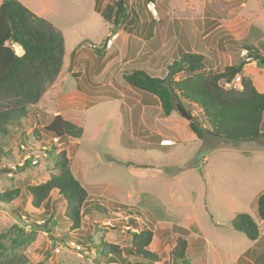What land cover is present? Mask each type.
I'll list each match as a JSON object with an SVG mask.
<instances>
[{"label": "rangeland", "instance_id": "1", "mask_svg": "<svg viewBox=\"0 0 264 264\" xmlns=\"http://www.w3.org/2000/svg\"><path fill=\"white\" fill-rule=\"evenodd\" d=\"M19 1L44 17L61 36L65 47L61 69L68 62H71L70 69H74L73 58L82 53L76 48V52L68 56L78 44L88 49L82 55L86 62L81 66L86 68L87 75L93 76L107 62L98 77L101 84L94 87L96 90L123 92L126 86L122 84V75L134 69L164 77L166 66L176 55L178 38L185 35L182 43H189L194 50L204 46L203 53L214 61L216 70L245 59L249 62L246 75L264 92V66L241 55L239 46L223 41V34L228 33L227 37L234 34L239 42L257 45L264 54V0H126L125 15L132 8H141L144 16L140 19L144 23L149 19L156 22L153 26L155 40L140 42L137 56L130 55L137 47L136 41L129 44L127 54L126 40L122 41V47L118 39L105 50L116 29L96 10L98 0ZM101 1L105 4L110 0ZM150 1L155 3L154 15L147 7ZM211 19V26L217 28L204 37L209 31L210 23H206ZM242 34L247 36L242 37ZM122 56L125 58L121 59ZM73 87L72 80L64 86L67 90ZM132 90L135 95L136 89ZM52 91L53 86L49 85L35 107L41 114L40 123L28 112L21 123L8 126L7 134L0 136L2 148L11 152L7 160L4 157L0 160V192L13 188L20 191L11 202H0V232L15 224L25 234L32 233L34 238L20 246H12L6 240L11 255L25 256L24 264H103L95 256V250L87 252L88 236L95 242L102 238L108 243L126 245L130 236L125 223L129 210L150 223L153 238L149 249L157 253L164 264L180 233L172 229L174 225L188 228L189 234L187 231L184 237L188 242L189 264H255V258L264 251V236L253 244L231 227L230 220L241 212L256 217L255 197L264 189L261 140L216 144L207 138L203 142L196 138L189 128V120L178 110L165 116L157 103L143 109L136 102L137 98L130 100L132 95L126 94L125 102L109 97L110 93L106 92L101 93L102 97H94L92 105L77 112L79 124H76L83 129L82 137L61 139L56 143L59 150L66 151L73 175L88 192V201L104 203L113 207L111 211L117 209L109 213L111 217L90 208L83 215L80 228L71 229L70 223L62 217L64 202L55 191L51 192L47 206H31L26 184H38L58 172L51 158H36L37 149L42 144L49 146L52 141L50 134L41 141L31 136L34 126L45 125L56 112L57 97ZM184 108L200 118V109L195 105L185 102ZM22 139L35 153L32 158L35 162L31 161V165L23 162L27 155L20 156L19 149L24 150L19 144ZM259 224L264 233V224ZM61 235L76 240L80 249L71 245V241H61ZM197 235L206 239L200 247L194 241ZM216 245L220 247L217 250L213 247Z\"/></svg>", "mask_w": 264, "mask_h": 264}, {"label": "trees", "instance_id": "2", "mask_svg": "<svg viewBox=\"0 0 264 264\" xmlns=\"http://www.w3.org/2000/svg\"><path fill=\"white\" fill-rule=\"evenodd\" d=\"M98 1L95 8L101 18L113 29L120 28L127 1L110 0L105 4ZM154 23V19L150 21V30ZM231 43L245 49L247 57L264 66V55L257 47L240 44L236 40H231ZM177 50L166 67L164 77L134 69L124 73L123 80L139 91L143 103L147 101L160 105L165 116L177 110L176 104L184 107L187 102L198 107L200 118L192 115L189 128L203 142L207 138L216 144L259 139L264 144V92L258 91L250 77L242 74V67L247 61L242 59L239 63L216 70L211 58L202 52L189 50L187 44L180 45ZM64 55L61 36L44 17L19 0H0V136L7 134L8 126L21 123L28 112L40 123L41 114L35 110V106L37 108L46 88L61 71ZM176 75L178 78H175ZM30 107L33 108L31 112ZM47 134H50V141L53 137H58V140L78 139L82 135V128L56 114L48 123L34 126L31 131V136L38 141ZM214 143L208 144L212 146ZM19 144L24 148L19 149L20 156L27 155L23 162L31 165L34 151L25 139ZM37 150L39 154H36V158H51L58 172L38 184H26L25 191L30 197L31 206H47L51 192L55 191L64 202L62 217L70 223L71 229L80 228L82 217L90 208H95L106 217H111L109 213L117 210L114 208L111 211L113 207L109 208L104 203L88 201V192L73 175L66 151L59 150L53 140L49 146L42 144ZM10 156V150L6 152L0 144V160L2 157L7 160ZM19 195L18 188L1 191L0 202L9 203ZM255 203L256 217L264 219V192L257 196ZM126 214L125 223L128 224L130 235L126 245L108 243L102 238L95 242L88 236L87 252L95 250V256L103 264H155L158 261L164 264L161 257L149 249L153 237L150 223L140 220L133 211L128 210ZM230 225L251 241L260 234L256 219L248 213L235 214ZM44 226L49 230L46 224ZM172 229L178 230L180 234L175 238L165 264H189L186 256L188 242L184 237L187 231L176 225ZM33 239L32 233L25 234L15 224L0 232V264H24L26 261L25 256L15 257L7 251L6 240L12 246H20ZM68 239L67 235L60 237L61 241H74ZM197 242L202 245L203 239H197Z\"/></svg>", "mask_w": 264, "mask_h": 264}, {"label": "crops", "instance_id": "3", "mask_svg": "<svg viewBox=\"0 0 264 264\" xmlns=\"http://www.w3.org/2000/svg\"><path fill=\"white\" fill-rule=\"evenodd\" d=\"M263 5H264V2H263ZM140 9L141 8H138V9L137 8H135V9L132 8V9H130L128 14L125 15V17L123 18V21H122V23L120 25V28L114 30L113 33L110 35V36H113V38L111 40V44L106 46L105 50H107L108 48L112 47L113 44H114V41H116L118 39H119V45H121V47H122V45H123L122 41L126 40L125 43H127V46H126L125 50H126V54H127V47H130L129 44L132 43L133 41H136L137 47L133 48L131 50L130 55L135 53V55L137 56L138 51H136V49L138 48V45L140 44V42L142 44H145L146 41H148V40L151 43L153 42V40H155V36L154 35L156 33V28H152L151 30L149 29V23H150L151 19H149L147 23H144V21H142V19H140L142 15L144 16L143 12ZM254 9H257V7L254 8ZM159 11L162 12V10H160V9H159ZM212 21H213L212 19L207 21L206 24L210 23L209 27H207V29H209V31L206 33V35L204 37L208 36L211 33L212 30H215L217 28V26L216 27H212L211 26ZM127 24H128V26H126ZM155 24L156 23H154V25ZM165 33H166V39H168L170 37V36L168 37V35H167L168 34V30ZM223 35H225L223 37V39H224L223 41L226 40L228 43H231V40H236L240 44H251L249 42H247V43L239 42V40H237L235 38L236 36L234 37V34H231L228 37H227L228 33L223 34ZM184 36L185 35L179 36V38L177 40V44L175 45L176 46V49H175L176 53L178 51L177 47H179L181 45V43L185 40V38L181 39ZM245 36H247V35L242 34V37H245ZM151 39H153V40H151ZM186 44L188 45V49L193 51V52H202V53L205 52V47L204 46L200 45V46H198L197 50H194L193 48H191L189 43H186V42L182 43V45H186ZM231 45L232 46H236L233 43H231ZM83 46L81 44H78L77 46H75V48L71 51L70 55L68 56V58H69L73 53H75L76 52V48H77V50L80 51V53H82V54H79L78 56H75L73 58V64L75 65L74 69L73 68L70 69L71 62H68L66 64V67L65 68L63 67V69H61V71L57 75L56 79L54 80L53 84H51V87L53 86L52 94H53V96L57 97V109H55L56 112H55L54 115L60 114L64 119H67V120L73 122L74 124H76V123L79 124V121H78L79 120V116H77V112L79 111V109L86 110V108L88 106L92 105L95 102L94 100H95V98L97 96L102 97V94H101L102 92H106V94L110 93V94H108L109 97L117 98V99L120 100V102L127 101V100H125V98H127V95H132V98L129 97L130 100L131 99L135 100L137 98L136 102H139L138 105L141 108H143V109L145 107H149V106L155 105L154 103L147 102V101H144V103H143V100L141 99L142 95H140L139 91L136 90L135 95L132 94V92H133L132 89L133 88H131L123 79H122V84H124V86H126V89L123 92L115 93V92H111V91H106L105 89H99V90L98 89L97 90L94 89V87L98 86L102 82V80H100V79L98 80V77H100L101 74L103 73L102 71L106 67L107 62H105V64H103V65H105V66L102 67L103 69H101L99 72L97 71L93 76H91L90 74L87 75L85 73L86 72V68L85 67H81V66H83V63L86 62V59H83L82 55H84L83 53H85L88 50L87 48H85ZM254 46L257 47V45H254ZM240 49H242V48L239 47V50ZM115 50H117V49L115 48ZM126 54L124 56H126ZM95 56L97 57V55H95ZM124 56H122L121 59L125 58ZM148 56H149V54L146 55V57H148ZM106 57H107V55L103 56L104 59ZM103 58L100 61L103 62ZM241 60L242 59H240V61ZM97 61H98V59H97ZM126 62H128V60ZM247 66H249V62H246L243 65V67H242V74H244V75H246L245 72H246ZM248 69H249V67H248ZM82 75H84L83 78H82ZM84 79L86 80V84L84 83ZM70 80H72V84L74 85V87L73 88H69L67 90V89L64 88V86H65V83H67ZM87 83H88L89 86L87 85ZM38 104H39V102H38ZM158 106L160 107V105H158ZM54 115H52V117ZM78 124H76V125H78ZM82 132H83V129H82ZM81 137H82V135H81ZM78 139H75V140H78ZM262 192H264V189L262 191H260L256 195L255 200H256L257 196L260 193H262ZM255 219H256V221H257L259 226H260L259 223L264 224V219H258L257 217H255ZM179 227H182V226H179ZM183 228L186 231H188V228H186V227H183ZM176 231L179 233L178 230H176ZM261 231H263V230H260V234H259L258 238L253 241V244L258 243L259 240L261 239V237L264 236V233L263 232L261 233ZM188 234H189V231H188ZM200 238L203 239V243H204V240H206L205 238L197 235V237H195L194 241L197 243V245L199 247H200V244H198L197 239H200ZM213 247L216 250L220 248L217 245L213 246ZM240 257H241V255L237 257L236 261L238 259H240ZM263 257H264V251H261L258 254V256L255 258L254 263L255 264H264ZM248 260H251V259L249 258Z\"/></svg>", "mask_w": 264, "mask_h": 264}, {"label": "built area", "instance_id": "4", "mask_svg": "<svg viewBox=\"0 0 264 264\" xmlns=\"http://www.w3.org/2000/svg\"><path fill=\"white\" fill-rule=\"evenodd\" d=\"M147 7L148 9L152 12V14H155L154 8H155V3L153 1H150L147 3ZM241 55H246V50L245 49H241ZM52 140L57 143L58 142V137H53ZM32 162H35V160H33ZM71 245L75 246L77 249H80V245L78 243H76L75 241H71L70 242Z\"/></svg>", "mask_w": 264, "mask_h": 264}, {"label": "water", "instance_id": "5", "mask_svg": "<svg viewBox=\"0 0 264 264\" xmlns=\"http://www.w3.org/2000/svg\"><path fill=\"white\" fill-rule=\"evenodd\" d=\"M176 108L179 111V113L184 116L186 119L190 120L192 117V114L185 109L183 106H181L180 104H176Z\"/></svg>", "mask_w": 264, "mask_h": 264}]
</instances>
